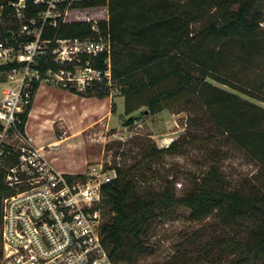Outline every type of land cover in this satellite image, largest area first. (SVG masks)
I'll return each mask as SVG.
<instances>
[{
    "label": "trees",
    "instance_id": "1",
    "mask_svg": "<svg viewBox=\"0 0 264 264\" xmlns=\"http://www.w3.org/2000/svg\"><path fill=\"white\" fill-rule=\"evenodd\" d=\"M8 1L4 0L0 35L12 34L19 28ZM102 4L108 6L109 16L97 21L99 31L93 28L92 19H61L58 25L47 24L43 30L42 36L52 38L51 44L66 37L102 35L111 40L110 53H83L78 62L85 65L89 61L92 67L105 70L110 56L111 83L107 78L93 79L84 89H71L83 95L103 96L117 84L129 115L143 106L144 112L157 113L182 102L186 109L194 111L195 125H209L219 134H227L264 164V107L209 80L212 77L248 92L246 87L235 85L234 76L230 81L228 66L235 44L249 53L259 47L264 35V0H81L74 6ZM43 8V4L29 0L26 14L35 16ZM32 37L29 34L20 38ZM11 65H0V71ZM73 65L74 62L69 67ZM39 67L45 72L59 69L61 64L49 53L41 58ZM39 83L35 82V90ZM30 107L31 103L21 113L23 129ZM190 134L197 136L186 131L168 145L146 146L141 158L177 152ZM141 158L131 164L105 163L117 171L103 185L102 205L104 239L118 264H135L141 254L150 252L152 244L146 235L152 223L161 210L179 204L189 207L195 219L215 215L223 228L240 225V233L217 238L216 255L220 260L226 257L228 264H264V190L247 192L225 186L220 158L213 149L209 168L201 179L196 175L197 186L179 194L175 180L169 179L158 192L142 191L137 182L146 180L147 173H136ZM4 177L0 169V198L11 190ZM1 221L0 204V224ZM207 229L202 225L187 235L185 242L191 244Z\"/></svg>",
    "mask_w": 264,
    "mask_h": 264
},
{
    "label": "built area",
    "instance_id": "2",
    "mask_svg": "<svg viewBox=\"0 0 264 264\" xmlns=\"http://www.w3.org/2000/svg\"><path fill=\"white\" fill-rule=\"evenodd\" d=\"M31 1L44 5L31 17L26 14L29 0L8 1L19 28L0 35V65L12 63L0 71L5 75L0 91V169L11 188L0 198V264H118L104 239L102 205L103 185L117 175L116 169L101 162L81 173L60 170L21 128V113L33 100L35 82L77 89H84L93 79L107 78L111 83L110 56L105 70L92 67L89 61L78 63L83 53H110L111 40L102 35L66 37L51 44L52 38L42 36L46 25L69 20L70 11L80 8L75 2L81 0ZM3 7L4 0H0V28ZM92 20L99 31L98 20ZM29 34L33 37L20 38ZM49 53L61 67L43 72L39 63Z\"/></svg>",
    "mask_w": 264,
    "mask_h": 264
},
{
    "label": "rangeland",
    "instance_id": "3",
    "mask_svg": "<svg viewBox=\"0 0 264 264\" xmlns=\"http://www.w3.org/2000/svg\"><path fill=\"white\" fill-rule=\"evenodd\" d=\"M108 16V6L102 4L72 9L68 19L99 20ZM233 48L228 76L232 79L230 81H234V76L235 85L246 87L248 92L212 77L209 80L264 107V35L260 38L259 47L252 53L240 49L237 44ZM76 69L80 70V66ZM4 79L5 75L0 74V91ZM112 91L115 95L122 94L117 84L112 85ZM124 98H116L118 108L113 120L116 126L99 124L89 132V164H131L141 158V151L146 146H165L180 134L192 131L197 136L190 134L179 151L139 160L136 173L144 170L147 173L146 180L137 182L139 190L158 192L169 179L175 180L179 194L197 186L196 175H199L197 179H201L209 168L213 149L217 150L220 158V171L223 173L225 186L247 192L264 190L263 162L227 134H219L209 125L199 128L192 120L194 111L186 109L184 103L164 108L156 115L144 112L146 106H143L129 115L125 112ZM135 114L138 116H134ZM128 117L131 118L129 122ZM78 153L81 154V151ZM202 225L208 226V229L196 241L187 244V235ZM223 227L215 215L203 220L193 218L191 209L184 204L163 209L146 235L152 244V250L141 254L135 264H228L226 257L220 260L216 255L217 238L240 233L241 229L236 223ZM1 250L0 227V253Z\"/></svg>",
    "mask_w": 264,
    "mask_h": 264
},
{
    "label": "crops",
    "instance_id": "4",
    "mask_svg": "<svg viewBox=\"0 0 264 264\" xmlns=\"http://www.w3.org/2000/svg\"><path fill=\"white\" fill-rule=\"evenodd\" d=\"M119 96L124 98L113 91L103 96L83 95L69 87L41 81L24 129L56 168L84 172L90 165L89 132L99 124L116 126L113 120Z\"/></svg>",
    "mask_w": 264,
    "mask_h": 264
}]
</instances>
